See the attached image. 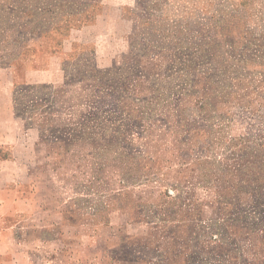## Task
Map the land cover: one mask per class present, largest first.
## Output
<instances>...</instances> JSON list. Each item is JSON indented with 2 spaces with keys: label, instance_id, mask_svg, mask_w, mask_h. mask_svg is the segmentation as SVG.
Here are the masks:
<instances>
[{
  "label": "rangeland",
  "instance_id": "1",
  "mask_svg": "<svg viewBox=\"0 0 264 264\" xmlns=\"http://www.w3.org/2000/svg\"><path fill=\"white\" fill-rule=\"evenodd\" d=\"M191 104L224 182L179 264H264V0H0V187L61 164L98 193L126 116Z\"/></svg>",
  "mask_w": 264,
  "mask_h": 264
},
{
  "label": "crops",
  "instance_id": "2",
  "mask_svg": "<svg viewBox=\"0 0 264 264\" xmlns=\"http://www.w3.org/2000/svg\"><path fill=\"white\" fill-rule=\"evenodd\" d=\"M188 109L167 116L164 131L158 116H126L138 144L98 193L61 164L57 180L0 187V264H179L193 218L209 215L211 186L223 185L226 151L207 112Z\"/></svg>",
  "mask_w": 264,
  "mask_h": 264
}]
</instances>
